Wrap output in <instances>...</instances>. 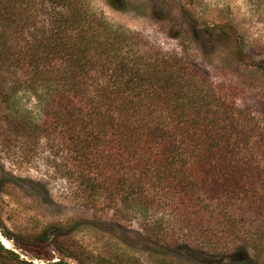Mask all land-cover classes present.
<instances>
[{"label":"rangeland","instance_id":"1","mask_svg":"<svg viewBox=\"0 0 264 264\" xmlns=\"http://www.w3.org/2000/svg\"><path fill=\"white\" fill-rule=\"evenodd\" d=\"M83 2L134 36L130 54L179 57L187 75L205 78L211 90L221 84L226 107L264 131V0ZM10 96L11 108L0 102V264H52L61 256L67 264H264V186L166 185L155 190L154 202L148 196L110 205L105 193L130 192L126 180L142 170L100 153L97 144L89 156L74 155L71 138L55 122L48 133L29 138L15 118L42 121L44 105L29 89ZM82 162L89 175L104 174L107 186L118 185V177L122 186L88 189L77 166ZM148 170L146 195L157 182ZM56 235L63 254L54 246Z\"/></svg>","mask_w":264,"mask_h":264},{"label":"trees","instance_id":"2","mask_svg":"<svg viewBox=\"0 0 264 264\" xmlns=\"http://www.w3.org/2000/svg\"><path fill=\"white\" fill-rule=\"evenodd\" d=\"M133 40L89 12L83 0H0V102L11 108L10 92L32 90L44 105L42 121L15 118L29 138L41 137L55 122L71 138L74 155L89 156L97 144L100 153L142 170L126 180L130 192L106 195L123 178L107 186L104 174L89 175L85 162L76 164L83 166L88 189H100L110 205L148 196L154 202L155 190L166 185L264 186V131L241 110L226 107L221 84L211 90L205 78L187 75L177 56L130 54ZM148 169L157 178L150 195L144 192ZM54 241L63 254L59 235ZM52 264L67 262L61 256Z\"/></svg>","mask_w":264,"mask_h":264}]
</instances>
